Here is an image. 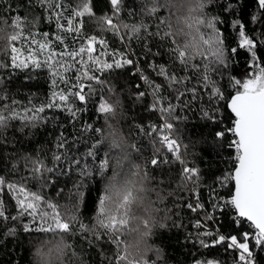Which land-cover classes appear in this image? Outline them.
Here are the masks:
<instances>
[{
  "label": "snow or ice",
  "instance_id": "6c2138e0",
  "mask_svg": "<svg viewBox=\"0 0 264 264\" xmlns=\"http://www.w3.org/2000/svg\"><path fill=\"white\" fill-rule=\"evenodd\" d=\"M108 3L110 13L97 15L94 0H79L75 5L72 0L67 4L65 0H26L28 14L20 16L17 12L10 22L0 18V24L6 25L0 27V53H3L0 72L8 73L7 77L0 76V92L3 93L0 95V102H3L0 133L16 121L20 123V130L37 128L47 122L48 118L41 115L47 110L67 112L76 120L80 109L73 107V99L86 105L94 91L92 81L100 85L111 83L98 73L138 63L125 53H109L108 41L103 35H84L87 18L101 33L117 37L132 55L135 42L141 46L145 59L162 54L168 56L164 64L148 61V68L161 82L142 74L141 79L150 92L139 91L135 96L142 100L151 95L152 102L147 110L157 112L161 120L159 125L148 124L147 131L143 126L138 127V131L148 137L151 158L143 162L136 158L135 162H130L132 156L143 157L141 147L134 142L127 144L122 156H115L120 150L118 138L114 136L109 146L101 128L93 129L102 139L91 146L85 157H73L69 155L68 145L75 141L70 142L61 132L52 152V167L47 165L46 158L24 156L28 176H21L17 182H6L0 176V186L12 194L16 208V214L10 215L0 199V225L6 229L5 235L15 236L17 222L22 221H26L19 224L24 233L42 234L45 239L40 241L41 247L35 253L39 264H90L91 252L84 256L67 239L77 236L89 249L96 250L101 264H160V250L153 249L149 243L140 257L131 256L127 237L141 233L142 239L148 240L155 234L154 229H165L166 221L172 220L173 215L180 216V212L173 210L183 206L198 216L192 223L197 231L188 233L189 239L195 237L194 245L203 249L223 246L226 254L236 253L235 264H258L256 249L264 251V0H252L251 5H245L243 0H141L139 14L127 12L130 17L139 15L132 23L120 19L125 0H108ZM209 5H215L220 12L208 15ZM248 6L253 11L245 16L244 8ZM0 7L8 12L13 6L7 3ZM37 8L42 10L41 16L33 14ZM163 12L167 15H162ZM225 17L230 19L226 21ZM42 20L53 24L57 31L51 34L38 29L33 31ZM225 28L229 29L228 35ZM68 37L78 46L70 47ZM241 52L246 60L238 78L232 70L235 57ZM117 55L119 58L112 62L103 59ZM35 70L47 71L50 95L47 102L39 105L30 98L25 106L8 94L6 83H10L11 76L17 72ZM137 72H141L139 67ZM27 78L33 77L28 75ZM110 91L117 92L116 85H112ZM197 102H200V119L206 122L204 127L215 126L209 133L208 143L232 153L228 161L231 170L216 177L221 187L229 188L228 196L217 198L213 190L209 197L210 208L201 202L198 191L201 170L189 166L185 158L188 146L182 144L175 126L176 121L187 119L181 117L178 110H191ZM118 110H121L118 94L111 102L98 97V113L110 118ZM105 146L106 151L98 156L97 152ZM65 162L66 166L61 168ZM123 163H129L127 171L122 168ZM173 164L182 166L180 184L184 188L189 184L195 186L191 191L194 200L179 204L173 201L168 207L167 198L175 194H162V189L156 186L165 181L163 178L157 180L155 172L164 165ZM74 169L77 179L72 180ZM62 176L72 180L71 187L67 181L59 185ZM30 180L38 182L40 191H31L26 186ZM93 180L98 185L95 198L92 197L94 189L89 186ZM146 184L156 189L151 209L143 205L144 194L148 191ZM49 188H55L52 197L44 191ZM90 210L94 215L91 222L86 223L84 212ZM229 215L234 225L240 227L247 222L251 231H244L239 237L222 234V217ZM209 221L217 224L215 231L208 228ZM174 224L177 228L183 226L179 222ZM207 237L212 239L208 241ZM107 245L114 248L111 255L105 254ZM153 252L157 259L149 255ZM189 255L192 256L191 264H224L211 252L205 255L197 251Z\"/></svg>",
  "mask_w": 264,
  "mask_h": 264
},
{
  "label": "trees",
  "instance_id": "16d2710c",
  "mask_svg": "<svg viewBox=\"0 0 264 264\" xmlns=\"http://www.w3.org/2000/svg\"><path fill=\"white\" fill-rule=\"evenodd\" d=\"M69 0H65L67 4ZM73 5L78 3L79 0H72ZM222 2V0H221ZM245 5H251L252 0H243ZM12 4V9L5 12L3 7H0V18H5L9 22L12 17L17 14L25 16L28 14L26 9V0H0V4ZM95 12L97 15H103L110 13V5L108 0H94ZM20 5L18 9L16 6ZM141 0H125V10L121 13L120 19L125 23H132L139 19V15L136 17H130L127 15L128 11H135L137 14L140 12ZM253 11L252 7L248 6L244 8V15ZM42 10L37 8L33 14L41 16ZM208 15H215L220 12V9L215 5H209L206 9ZM162 15H167L163 12ZM31 18V17H29ZM229 17H225L227 21ZM152 23L153 21H148ZM0 27H6L4 24H0ZM39 30L41 32L48 31L50 34L55 33L53 24H49L47 20H42L33 31ZM10 30V29H9ZM154 30V29H153ZM97 36L103 35L107 41L109 53L118 51L128 55V58L137 61L133 65L125 66L121 69H112L103 73H98L102 79L110 81L111 83H105L104 85L97 84L92 81V87L94 91L91 94L89 102L85 105L73 99V107L80 109L77 115V119L73 120L72 117L64 111L59 110H47L42 116L47 117V122L41 124L37 128H24L20 130V123L18 121L13 122L12 126L0 133V176H3L6 182H17L21 176H28V170L24 166V156L32 157H43L46 158V163L49 167L53 166L52 152L55 151V144L57 137L61 132L65 134L68 140L75 141V143H69L70 149L69 155L73 157H85L87 151L98 139H102L101 134L96 133L93 129L101 128L104 130V139L108 145H111L113 137L118 138L120 144V150L115 152V156H122L126 150V146L129 142L137 143L138 147H141L143 151V157L132 156L130 162H135L136 158L143 162L151 158V148L149 147L148 137L138 131L139 126H143L147 131V125L154 123L159 125L161 120L157 112H149L148 105L152 102L151 95H146L142 100L135 98L136 93L144 91L150 92L149 86L141 79V75H147L150 79H154L157 82H161L160 78L156 77L151 69L148 68V61L155 60L157 64H164L168 62L167 54H162L161 57L148 56L145 59V54L141 46L135 42L132 43V51L135 53L132 55L127 46L121 44L119 39L113 36L111 33H101L96 25L85 19L84 35ZM225 34H229V29L225 28ZM231 35L234 36V33ZM68 43L70 47H77L78 45L72 44L71 37H68ZM234 46V45H233ZM57 50H60L59 47ZM155 50V48H154ZM99 46L97 52H99ZM163 53V49H161ZM0 57H3V53H0ZM119 56L111 57L105 56L103 59H107L112 62V59H118ZM246 57L244 53L235 57L236 63L234 64L232 74L237 75L239 78L245 68ZM137 67L141 69V72H137ZM31 75L33 78L28 79L27 76ZM181 75L183 73L181 72ZM191 75V73H189ZM0 76L7 77V72H0ZM73 81L75 80V73L72 74ZM85 83H89L85 81ZM195 83V80L192 81ZM112 85H116L117 92L110 91ZM139 85V88L136 87ZM191 86V85H189ZM8 94L20 101L23 105L28 106V101L31 98L33 103L39 105L40 103L47 102V98L50 95L49 77L46 70H35L31 73L17 72L11 76V82L6 83ZM61 87H65L61 85ZM87 92V88L85 89ZM3 93L0 92V95ZM119 95L121 110H118L115 116L106 118L104 115L96 111V105L98 103V97L109 99L110 102ZM3 102H0L2 106ZM173 103L175 101L173 100ZM206 104V102H205ZM181 117L186 116L187 119H181L175 122L176 128L179 130L180 139L182 144L187 145V154L185 158L189 161V166L198 167L200 176V187L198 189L201 202L205 203L206 208H210L209 197L214 191V195L219 197L227 198L229 188L221 187L216 180V177H222L227 171L231 170V165L228 161L231 158V151L228 149H220L212 143H208L211 139L209 133L215 127L209 125L204 127L205 121L200 119V102L193 105L191 110L180 111L178 110ZM91 126V127H89ZM128 137L129 139H125ZM106 151V146L102 147L98 152V156H102L103 152ZM184 149L182 148V154ZM169 159L171 157L169 156ZM90 163H93L89 159ZM15 166V170H14ZM65 164H61L63 168ZM129 163H123L122 168L127 171ZM181 165H164L155 172L157 180L163 178L165 183L163 185H157L162 189V194L167 192H173L175 195L167 198V206L171 207L173 201L176 203H184L194 200L191 195L192 189L195 187L189 184L187 188H184L180 184V173ZM149 170L151 171L150 167ZM120 171V168H117ZM72 180L77 179L76 170L72 172ZM72 180H68L67 177H61L59 185H64L67 181L68 187H71ZM31 191H40L38 182L30 180L26 185ZM89 186L94 189L92 197L97 196L95 189L98 187L96 181L90 182ZM2 187L0 191V199L3 200L4 206L10 215L16 214L15 202L12 199V194L6 187ZM145 188L148 191L145 192L143 198V205L151 209V201L156 199L155 188L151 184H146ZM50 197L54 196L55 188L44 189ZM63 202V201H60ZM162 206V205H161ZM83 212V209H81ZM174 212H180V216L173 215L172 220L166 221L167 228L165 229H154V235L146 238L141 237V233H132L127 237V243L129 248L135 247L136 254L131 255L134 257H140L144 252L145 245L149 243L153 249H158L161 252L159 257L160 264H191L192 256L189 253H196L197 251L207 255L213 253L214 257L224 262V264H235L234 257L235 252H224L223 246L217 249H203L198 244L194 245L193 236L192 239L188 238V233H195L197 230L193 229L192 223L198 216L191 213L186 207H179L173 210ZM94 215L93 211L84 212V219L86 223L91 222V217ZM203 216L204 213H200ZM220 216V213H216ZM158 219V218H154ZM26 222V221H22ZM17 222V232L13 237L5 235L6 229L0 225V264H39V260L36 257V249L41 247V240L45 239L42 234L39 233H24ZM164 222V221H162ZM174 222L182 223V227H175ZM12 227V224L8 225ZM208 228L215 231L217 224L209 221ZM199 231H204L200 229ZM244 231H251L250 226L245 222L242 226L237 227L232 222L231 215L222 217V223H220V232L222 234H233L238 237ZM69 243L75 245L76 251L81 252L84 256H87L91 252L90 264H101V258L97 255L96 250L89 249L88 245L83 242L80 237H67ZM210 241L212 237L205 238ZM51 246V245H49ZM128 248V249H129ZM114 248L111 245L104 247L105 254L111 255ZM152 259H157L155 253L149 254ZM212 258V257H209ZM256 258L258 264H264V251L256 249ZM66 264V262H65Z\"/></svg>",
  "mask_w": 264,
  "mask_h": 264
},
{
  "label": "clouds",
  "instance_id": "9594fccd",
  "mask_svg": "<svg viewBox=\"0 0 264 264\" xmlns=\"http://www.w3.org/2000/svg\"><path fill=\"white\" fill-rule=\"evenodd\" d=\"M128 251H129L130 255H135L136 254L135 247L129 248Z\"/></svg>",
  "mask_w": 264,
  "mask_h": 264
}]
</instances>
